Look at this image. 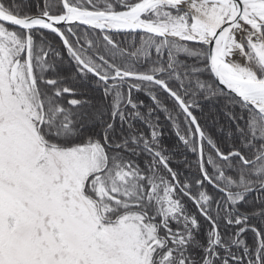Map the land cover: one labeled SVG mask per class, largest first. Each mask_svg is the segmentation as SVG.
Returning a JSON list of instances; mask_svg holds the SVG:
<instances>
[{
	"label": "snow or ice",
	"instance_id": "obj_1",
	"mask_svg": "<svg viewBox=\"0 0 264 264\" xmlns=\"http://www.w3.org/2000/svg\"><path fill=\"white\" fill-rule=\"evenodd\" d=\"M0 264H264V0H0Z\"/></svg>",
	"mask_w": 264,
	"mask_h": 264
}]
</instances>
